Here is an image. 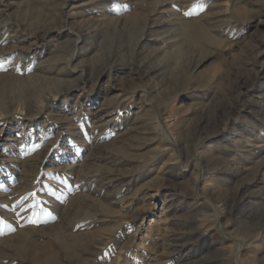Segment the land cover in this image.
Returning a JSON list of instances; mask_svg holds the SVG:
<instances>
[{"label": "rangeland", "instance_id": "obj_1", "mask_svg": "<svg viewBox=\"0 0 264 264\" xmlns=\"http://www.w3.org/2000/svg\"><path fill=\"white\" fill-rule=\"evenodd\" d=\"M0 115V264H264V0H0Z\"/></svg>", "mask_w": 264, "mask_h": 264}, {"label": "bare ground", "instance_id": "obj_2", "mask_svg": "<svg viewBox=\"0 0 264 264\" xmlns=\"http://www.w3.org/2000/svg\"><path fill=\"white\" fill-rule=\"evenodd\" d=\"M2 2H3V0H2ZM230 33V32H229ZM228 33V34H229ZM204 36H205V38H203V36L201 37L200 36V34H189L188 35V38L190 39V40H194V41H198V40H201V41H203V42H208V43H211V44H215V43H218V41H222L223 39H217V38H215L212 34H209V33H205L204 34ZM80 39V38H79ZM76 53V52H75ZM74 53V54H75ZM78 54V53H77ZM74 57V56H73ZM74 59V58H73ZM71 60V59H70ZM69 61V60H68ZM71 62V61H70ZM69 64V63H68ZM71 64V63H70ZM52 98V97H51ZM50 98V99H51ZM52 100V99H51ZM49 100H46L45 102H48ZM51 102V101H50ZM48 104V103H47ZM46 105L43 103V109H44V107H45ZM40 107V106H39ZM19 109V108H18ZM42 109V108H41ZM25 110V109H24ZM40 111V112H39ZM39 111L37 110V112H39V113H41V110L39 109ZM44 114V113H43ZM37 115V114H36ZM3 118V115H0V118ZM26 115L24 114V112L21 110V111H19V112H17V113H15V114H13L12 116H11V118L10 117H8V118H10L9 120H13L14 122H17V124H19V123H21V122H23L25 119H26ZM8 118H4V119H8ZM174 142V144H175V146H176V143H175V141H173ZM172 144V143H171ZM173 145V144H172ZM170 147V146H169ZM170 150H171V148H170ZM173 150V149H172ZM124 222V221H123ZM126 222V221H125ZM123 225H124V223H123ZM20 236V235H19ZM179 236V235H178ZM178 236H177V238H178ZM184 237V236H183ZM60 246V245H59ZM243 247H245V245H243V244H241L240 246H239V252H240V250L243 248ZM56 248V247H55ZM60 248V247H59ZM79 251H78V249L77 248H72V250H71V254H75V253H78ZM238 252V253H239ZM239 255V254H238ZM73 256H75V255H73ZM61 258V257H60ZM34 259H35V264H44V260H41V259H38V256L37 255H35L34 256ZM48 261L50 260V262H52L53 261V263L54 262H56V263H58V257H57V255L54 253V254H51L49 257H48V259H47ZM242 263V262H241Z\"/></svg>", "mask_w": 264, "mask_h": 264}]
</instances>
